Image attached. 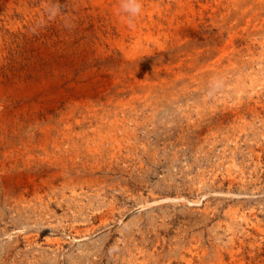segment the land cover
<instances>
[{
    "label": "rangeland",
    "instance_id": "1",
    "mask_svg": "<svg viewBox=\"0 0 264 264\" xmlns=\"http://www.w3.org/2000/svg\"><path fill=\"white\" fill-rule=\"evenodd\" d=\"M139 2L0 0V264H264V0Z\"/></svg>",
    "mask_w": 264,
    "mask_h": 264
},
{
    "label": "clouds",
    "instance_id": "2",
    "mask_svg": "<svg viewBox=\"0 0 264 264\" xmlns=\"http://www.w3.org/2000/svg\"><path fill=\"white\" fill-rule=\"evenodd\" d=\"M131 5V6H129ZM121 7L125 12L129 13L130 17H134L139 15L142 9V5L139 0H121ZM132 20H129V24L131 25Z\"/></svg>",
    "mask_w": 264,
    "mask_h": 264
}]
</instances>
